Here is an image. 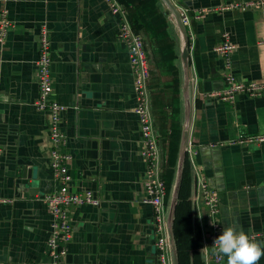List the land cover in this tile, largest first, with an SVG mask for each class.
I'll list each match as a JSON object with an SVG mask.
<instances>
[{
  "label": "crops",
  "instance_id": "0c3cea01",
  "mask_svg": "<svg viewBox=\"0 0 264 264\" xmlns=\"http://www.w3.org/2000/svg\"><path fill=\"white\" fill-rule=\"evenodd\" d=\"M0 0L13 25L0 42V264H51L46 247L51 216L43 196L52 177L47 113L35 108L40 28L50 41V98L67 106L61 127L72 155L69 191L90 190L99 206L69 209L72 238L58 264H153V211L144 204L145 162L127 48L118 37L124 18L142 35L147 87L166 184L176 264H217L205 249L213 222L250 235L264 230V93L233 102L209 95L225 87L223 32L237 79L264 77V9H216L248 0H170L187 8L190 25L184 92L181 38L162 0ZM201 9H209L196 17ZM136 31V30H135ZM188 138L180 162L184 122ZM200 174L217 192L219 209L203 205ZM168 233V231H167ZM264 243V239L256 237ZM172 264L171 251L169 252ZM220 264H227L226 257ZM259 264H264V256Z\"/></svg>",
  "mask_w": 264,
  "mask_h": 264
},
{
  "label": "built area",
  "instance_id": "2783aa9c",
  "mask_svg": "<svg viewBox=\"0 0 264 264\" xmlns=\"http://www.w3.org/2000/svg\"><path fill=\"white\" fill-rule=\"evenodd\" d=\"M111 11L118 12L120 6L115 0H105ZM258 8L264 9V0H248L243 3L223 4L216 9L229 8ZM179 19L186 29L190 25V15L187 8L176 9ZM209 9H201L196 17H202ZM13 23L8 18L7 9H0V42H3ZM118 37L127 48L128 65L132 74V87L136 100L134 112L138 116L139 130L142 142L141 155L145 162L143 176V196L141 201L153 211V234L155 246V259L153 264H170V243L167 233L168 222L165 214L166 184L161 173L162 158L159 149L158 135L154 126V117L151 112L148 79L150 70L142 35L135 31L124 18ZM236 45L229 40L228 33L223 32L222 40L214 46V50L224 59L223 79L225 87L209 95L218 97L225 102H233L239 94L248 96H261L264 93V77L259 80L244 81L237 79L231 71L230 53ZM36 81L38 84V96L33 105L36 109L47 113V128L49 133V159L53 179L58 186L43 196V200L51 216L50 235L46 241L47 251L51 264H58L67 255V244L72 238V224L69 219V209L79 205L99 206L100 199L90 190L69 191L66 187L71 179L69 164L72 155L66 151L67 137L61 127V115L67 106L50 98L52 93L50 77V41L47 28L42 25L39 35V54L36 59ZM264 135L240 136L231 143H250L263 141ZM1 153V149H0ZM200 197L203 205L210 212L219 209V197L215 190L207 186L205 178L198 177ZM222 234L218 224L212 226L211 232L206 235L205 249L211 251L215 263L220 264L223 256L213 251L214 238ZM255 237L264 239V230L255 234Z\"/></svg>",
  "mask_w": 264,
  "mask_h": 264
},
{
  "label": "clouds",
  "instance_id": "9594fccd",
  "mask_svg": "<svg viewBox=\"0 0 264 264\" xmlns=\"http://www.w3.org/2000/svg\"><path fill=\"white\" fill-rule=\"evenodd\" d=\"M213 246L214 253L226 257L227 264H259L264 256V243L234 225L223 226Z\"/></svg>",
  "mask_w": 264,
  "mask_h": 264
},
{
  "label": "water",
  "instance_id": "95a60500",
  "mask_svg": "<svg viewBox=\"0 0 264 264\" xmlns=\"http://www.w3.org/2000/svg\"><path fill=\"white\" fill-rule=\"evenodd\" d=\"M162 2L166 5L167 9L170 11L171 15L174 18V26L177 28L178 33L181 38V61L183 65V77H184V92H186V88L188 85V80H189V74H188V67H187V57H188V46H189V41H188V35L187 31L182 25L178 12L175 8V6L170 2V0H162ZM187 138H188V119L186 118L183 126V132H182V142H181V153H180V162L183 160L185 151H186V146H187ZM170 220V218H169ZM168 220V237H169V243H170V251L172 255V264H176V259H175V253H174V242L170 230V222Z\"/></svg>",
  "mask_w": 264,
  "mask_h": 264
},
{
  "label": "trees",
  "instance_id": "16d2710c",
  "mask_svg": "<svg viewBox=\"0 0 264 264\" xmlns=\"http://www.w3.org/2000/svg\"><path fill=\"white\" fill-rule=\"evenodd\" d=\"M137 32H138V30L137 29H135Z\"/></svg>",
  "mask_w": 264,
  "mask_h": 264
}]
</instances>
